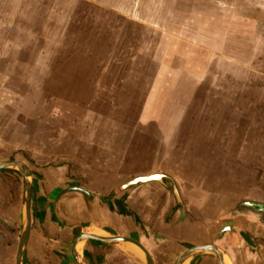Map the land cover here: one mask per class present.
Returning <instances> with one entry per match:
<instances>
[{"label": "crops", "instance_id": "1", "mask_svg": "<svg viewBox=\"0 0 264 264\" xmlns=\"http://www.w3.org/2000/svg\"><path fill=\"white\" fill-rule=\"evenodd\" d=\"M92 25L78 26L88 38L85 43L73 29V43L66 44L75 65L101 47ZM259 30L250 34V66L225 53L242 52V30L220 24L214 81L204 70L193 90H162L156 80L145 94L133 96L121 85L117 100L112 89L69 113L44 109L38 141L34 111L21 119L13 117L12 107L7 112L0 107V163L22 162L31 174V224L21 264H147L136 244L97 238L110 236L139 241L153 264H175L184 252L209 245L224 253L225 264H264V158L252 149L262 143L243 139L244 104H264V92L251 91L244 102L243 79L235 78L242 77L243 66H259L253 56L264 55L263 43L254 37L264 35ZM9 31L3 29L0 36ZM159 31L172 33L164 27ZM210 39L208 33L203 41L207 52ZM232 75L234 84L226 79ZM261 110L264 114V106ZM77 114L85 117L74 125L66 121ZM50 115L66 119L55 127ZM153 174L161 179L126 187ZM25 194L20 168L0 169V264H18ZM84 234L96 237L78 242ZM182 264L222 263L204 250Z\"/></svg>", "mask_w": 264, "mask_h": 264}, {"label": "rangeland", "instance_id": "2", "mask_svg": "<svg viewBox=\"0 0 264 264\" xmlns=\"http://www.w3.org/2000/svg\"><path fill=\"white\" fill-rule=\"evenodd\" d=\"M0 1V32L12 31L0 36V107L5 108L3 112L12 107L13 117L18 115L21 119L27 116L26 112L34 111L32 126L36 141L41 139L44 109L51 110V114H57L59 109L69 113L75 107L90 106L95 98L107 95L112 89L115 93L111 95L112 100H117L121 85L132 91L133 96L139 91L145 94L154 89L156 80L157 84L161 82L162 90H169L170 86L180 91L193 90V81L204 70L214 81V69L219 61L215 32L220 24L227 29L236 26L242 30V52L228 50L225 53L243 59L248 66L252 55L250 34L259 28L258 34L264 33V0ZM90 23L95 24L91 26L94 40L99 41L97 45L101 47L95 46L92 54L83 59L89 58L87 61L81 62V59L75 65L76 59L68 54L66 44L73 43V29L81 32H78V40L85 43L88 38L83 37L84 32L78 26L86 28ZM100 24L103 26L95 27ZM162 27L172 33L162 35L159 31ZM208 33L211 52L203 46ZM254 37L260 38L264 46V35ZM4 42H8V46H3ZM253 56L260 62L258 67L243 66L241 78L226 76L232 83L234 77L243 79L240 90L244 102L250 101L251 91L264 92V55ZM113 61L123 64L113 65ZM232 71L235 74L234 67ZM112 81L117 82L113 85ZM60 91H64L63 99H59ZM261 106L264 104L260 101L258 106L244 104L243 139L262 143L252 149L264 158ZM6 115L3 113L2 117ZM78 115L74 120L64 116L63 120H57L56 115L50 118L57 127L65 119L74 125L85 117ZM26 158L23 154L22 159Z\"/></svg>", "mask_w": 264, "mask_h": 264}, {"label": "water", "instance_id": "3", "mask_svg": "<svg viewBox=\"0 0 264 264\" xmlns=\"http://www.w3.org/2000/svg\"><path fill=\"white\" fill-rule=\"evenodd\" d=\"M17 166L20 168V170L23 172L24 178H25V188H26V194H25V206H26V224H25V230L23 233V238L20 244V250H19V255H18V264H21V256H22V252H23V248L24 245L26 243V240L28 238V234H29V229H30V224H31V181H30V171L28 169V167L19 161H6V162H2L0 163V169L5 168L7 166ZM161 179V175L159 174H153L147 177H142V178H137L133 181H131L128 185H126V187L128 186H134L140 182H144L146 180H150V179ZM86 237H96V236H92V235H82L79 239L78 242ZM98 239H102V240H126L129 242H132L134 244H136L138 247L141 248V250L145 253L146 257H147V264H153L152 260L150 258L149 253L147 252V250L144 248V246L137 240H135L134 238L131 237H126V236H110L107 238H102V237H97ZM204 250H208L211 251L213 253H215L218 258L220 259L222 264L224 263V253L216 246L214 245H209V246H203V247H195L193 249H190L186 252H184L179 258L178 260L175 262V264H182L184 263L188 258H190L192 255H194L196 252H200V251H204Z\"/></svg>", "mask_w": 264, "mask_h": 264}]
</instances>
